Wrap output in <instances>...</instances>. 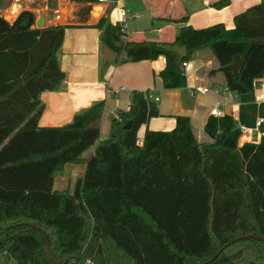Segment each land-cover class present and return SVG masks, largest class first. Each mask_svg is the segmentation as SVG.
I'll return each instance as SVG.
<instances>
[{"label": "trees", "instance_id": "trees-1", "mask_svg": "<svg viewBox=\"0 0 264 264\" xmlns=\"http://www.w3.org/2000/svg\"><path fill=\"white\" fill-rule=\"evenodd\" d=\"M229 4L215 0L210 7ZM167 21L182 24L170 44L127 42L121 26L104 17L96 28L114 59L164 57L159 77L165 89L184 88L182 65L209 50L218 66L212 73L223 76L229 91L253 92L264 75V0L235 16L230 30L222 24L195 30L186 17ZM35 24L29 11L12 23L0 16V255L15 264H203L235 238H264V124L259 144L239 148L241 133L231 117H210L209 142L200 144L189 119L179 116L172 131H146L138 146V130L158 112L144 94L133 93L129 110L111 118L101 142L102 102L66 126L38 128L39 95L64 81L57 55L66 27ZM173 46L186 50L180 63L163 49ZM236 60L242 63L236 76L223 70ZM67 164L85 165L71 195L53 189L54 175ZM226 249L210 264L241 258L242 252L226 255Z\"/></svg>", "mask_w": 264, "mask_h": 264}, {"label": "crops", "instance_id": "crops-1", "mask_svg": "<svg viewBox=\"0 0 264 264\" xmlns=\"http://www.w3.org/2000/svg\"><path fill=\"white\" fill-rule=\"evenodd\" d=\"M47 1L56 2V5L51 3V6L56 7L51 11L50 17H47L49 10L41 9L42 4L40 12L32 13L38 18L40 15L45 16L44 27H66L57 55L64 81L57 91L39 95L43 110L37 122L38 128L66 126L76 114L102 102L104 111L100 121L101 142L109 135L111 118L118 112H127L131 95L141 93L159 100L154 103L158 116L148 120L138 130V146H141L146 131H172L176 125L175 118L179 116L189 119L198 143H207L209 140L204 134V127L214 108L221 110L223 116L231 117L238 129L247 130L240 134L237 142L239 148L245 144H259L262 133L256 128V122L258 119L264 120V75L250 94L239 95L225 90L223 76L212 73L218 67L216 61L209 50H203L196 52L193 59L182 68L186 77L185 87L165 89L159 77L166 65L162 56L151 61L132 63L124 61V56L114 59L115 55L111 51V59L103 65V46L96 25L104 17L111 25L122 26L127 42L170 44L178 35L182 24L169 22L168 19L186 17L185 25L195 30L217 24L230 30L234 26L235 16L258 5L261 0H230V4L220 10L210 7L215 0H120L117 4L87 5L71 3L69 0ZM122 10L127 16L123 21L120 19ZM121 88L124 91L118 94L108 93L117 92ZM195 88H206L208 92L193 93ZM185 96L190 97V104L183 103ZM149 102L153 103L152 100ZM94 150L95 146L86 151L82 159H88ZM84 169V164L65 165L61 173L54 175L53 189L73 194ZM0 264L15 262L4 253L0 255Z\"/></svg>", "mask_w": 264, "mask_h": 264}, {"label": "rangeland", "instance_id": "rangeland-1", "mask_svg": "<svg viewBox=\"0 0 264 264\" xmlns=\"http://www.w3.org/2000/svg\"><path fill=\"white\" fill-rule=\"evenodd\" d=\"M46 1L47 0H0V16L5 21L12 23L22 11L40 12L41 9L48 10L47 6H45ZM40 4H42L41 9ZM13 6H17L19 11L14 17H11L10 10L12 11ZM37 20L38 17L36 16V21ZM34 28H37L36 24ZM206 52L209 53V51ZM64 175H66V172ZM237 252H242V256L235 264H264V243L252 244L249 242H238L228 247L225 253L226 255H233ZM258 257L261 258L258 259Z\"/></svg>", "mask_w": 264, "mask_h": 264}, {"label": "water", "instance_id": "water-1", "mask_svg": "<svg viewBox=\"0 0 264 264\" xmlns=\"http://www.w3.org/2000/svg\"><path fill=\"white\" fill-rule=\"evenodd\" d=\"M51 3L55 4L56 5V2L55 1H47V8L49 10V14L47 15V17H50L51 16V11H54L55 10V7L56 6H51ZM44 21H45V16L43 15H40L38 20L36 21V26L38 29H43L44 28ZM163 49L167 52H170V53H174L178 56V62L180 63L183 59L186 58V50L183 49V48H179V47H176V46H173V47H163ZM112 57V52L107 48V47H103L102 48V64L104 65L108 60H110ZM242 67V63L238 60L234 61L233 64H231L230 66H227L225 67L223 70L225 71H232L233 74L236 76L239 69ZM184 104H190L191 103V99L189 96H185L184 98V101H183ZM131 128V123L129 122L126 126H125V129L126 130H129ZM221 138H222V134H219L216 136V142H220L221 141ZM14 227V226H12ZM37 231H39L40 233L44 234L41 230L39 229H36ZM46 238V245L44 247V256L50 260V257H49V241ZM244 240H256V241H260V242H264V238H261V237H257V236H246V237H239V238H235L233 240H231L230 242H228L226 245L223 246L222 249H226L227 247L235 244V243H238V242H241V241H244ZM222 249L220 251H218L211 259H209L207 262H204L203 264H210L212 263L216 258L217 256L221 253ZM51 261V260H50ZM52 264H54L52 261H51Z\"/></svg>", "mask_w": 264, "mask_h": 264}, {"label": "built area", "instance_id": "built-area-1", "mask_svg": "<svg viewBox=\"0 0 264 264\" xmlns=\"http://www.w3.org/2000/svg\"><path fill=\"white\" fill-rule=\"evenodd\" d=\"M118 1H120V0H96V3L97 4H111V3L115 2V4H117ZM120 17H121L120 18L121 21L125 20V18L127 17L125 11H123V10L121 11ZM121 32L123 33L122 39L125 40L124 29L122 28V26H121ZM185 66H186V63H184L182 65L183 68ZM225 90H228V89L225 88ZM121 91H124V88L119 89L117 92L108 91V93L114 95V94H118ZM213 91L216 92V90H213ZM198 92L199 93H207L208 89H206V88H204V89L195 88L193 93H198ZM144 96H145L147 101L152 100L153 103H157L158 100H159L157 97H151V96H148V95H144ZM210 116L213 117V118H221V117H223V113L218 108H214L213 110H211ZM262 124H264V120L263 119H258L257 122H256V128L259 129ZM239 130H240V133H246L247 132V130L244 129V128L243 129H239ZM262 136H263V133H262ZM136 144L139 145L138 142ZM86 264H90V262L87 261Z\"/></svg>", "mask_w": 264, "mask_h": 264}, {"label": "bare ground", "instance_id": "bare-ground-1", "mask_svg": "<svg viewBox=\"0 0 264 264\" xmlns=\"http://www.w3.org/2000/svg\"><path fill=\"white\" fill-rule=\"evenodd\" d=\"M19 5V4H18ZM19 9L17 6H13L12 12L10 13L11 17H14L16 13H18Z\"/></svg>", "mask_w": 264, "mask_h": 264}]
</instances>
